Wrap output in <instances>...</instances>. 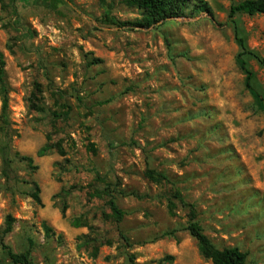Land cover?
Here are the masks:
<instances>
[{
	"label": "rangeland",
	"instance_id": "374dc122",
	"mask_svg": "<svg viewBox=\"0 0 264 264\" xmlns=\"http://www.w3.org/2000/svg\"><path fill=\"white\" fill-rule=\"evenodd\" d=\"M196 1L136 29L111 24L142 22L126 0L0 2L14 158L7 178L0 155V230L12 216L14 252L34 264H211L187 230L194 218L217 248L264 264V113L228 18L244 0H202L212 16ZM235 22L264 59V16ZM246 61L264 97V66ZM149 170L168 181L151 182ZM0 264H13L1 247Z\"/></svg>",
	"mask_w": 264,
	"mask_h": 264
},
{
	"label": "trees",
	"instance_id": "16d2710c",
	"mask_svg": "<svg viewBox=\"0 0 264 264\" xmlns=\"http://www.w3.org/2000/svg\"><path fill=\"white\" fill-rule=\"evenodd\" d=\"M15 1V0H11ZM1 3H4L5 0H0ZM192 0H126L127 6L131 8H136L140 10L143 15L141 23H120L118 21H111V24L114 26L123 28L130 27L132 29L136 28H150L156 26L162 22H166L170 19H175L181 17L184 14V10L188 7H191ZM193 9L206 13L212 16V10L209 5L202 1L197 0L195 4L192 5ZM238 15H247V16H264V0H244L237 4H233L230 7L229 11V22L234 26V35L235 41L240 48V53L237 56V64L239 68L246 75L245 86L246 89L251 93L255 98L256 103L258 104L259 109L264 113V97L253 87L254 73L249 69L248 63L246 61L247 56H252L259 60V62L264 66V59H261L256 53L249 50L244 39L239 33L237 23L235 22V17ZM99 62L94 61V63ZM0 97H1V116H0V155L5 166L4 175L7 178L13 177L11 173V165L14 160L12 157V123L10 120V91L9 86L6 81V62L4 55L0 52ZM50 147L47 145L41 148L37 156L44 157ZM63 154V153H62ZM19 155L16 154V157ZM23 161H26L29 165L34 163L32 157H21ZM147 178L154 183H161L163 181L167 182V177H164L160 174H157L153 170L147 171ZM32 198L38 206H43L42 199L40 197V189L37 186L36 192L32 195ZM176 200H179L181 203L184 202L182 196L176 195L174 197ZM108 206L112 212V215L115 221L120 224L125 217V212L120 209L116 203L113 196L110 197ZM176 204L170 199L168 200V209L169 214L173 217L176 216ZM62 216L66 217V209L63 208ZM14 218L12 216H7L5 228L0 230V247L5 252L6 256L13 264H34L30 253H16L14 252L6 243L5 237L10 234L13 230ZM74 227H81L82 225L76 220H73L71 223ZM46 232L49 234L50 229L46 227ZM187 230L190 235L197 241L199 253L202 258L206 261H209L211 264H246L247 255L243 253L239 248H217L211 240L205 235L204 230L200 223L194 218H191L188 222ZM98 250L96 249L95 257H97Z\"/></svg>",
	"mask_w": 264,
	"mask_h": 264
}]
</instances>
